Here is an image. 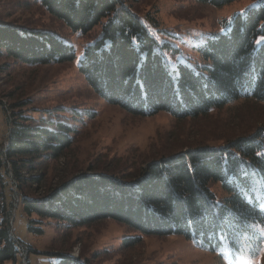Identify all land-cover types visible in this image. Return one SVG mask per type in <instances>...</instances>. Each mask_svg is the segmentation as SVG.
Here are the masks:
<instances>
[{
    "label": "trees",
    "instance_id": "16d2710c",
    "mask_svg": "<svg viewBox=\"0 0 264 264\" xmlns=\"http://www.w3.org/2000/svg\"><path fill=\"white\" fill-rule=\"evenodd\" d=\"M198 1L221 7L235 0ZM40 2L74 31L88 32L106 19L101 38L85 48L79 72L95 93L130 114L146 117L166 112L179 120L241 98L264 103V0L233 17L225 34L209 37L199 46L200 58L209 64L203 67L205 73L178 65L175 79L162 55L154 51V40L122 0ZM2 54L26 64H61L75 57L73 48L54 36L19 33L6 26H0ZM11 115L0 150V264H18L22 247L8 226V182L35 190L40 178L31 172L71 145L65 134L29 125L20 114ZM252 177H260L264 188L262 128L221 148H197L152 161L130 185L111 177L81 175L37 198L23 195L20 201L25 214L61 221L67 227L112 220L146 235L233 245L245 241L248 225H264ZM212 183H220L229 195L224 203L216 204L209 190ZM36 231L42 234L41 229ZM57 264L88 263L61 255Z\"/></svg>",
    "mask_w": 264,
    "mask_h": 264
},
{
    "label": "rangeland",
    "instance_id": "374dc122",
    "mask_svg": "<svg viewBox=\"0 0 264 264\" xmlns=\"http://www.w3.org/2000/svg\"><path fill=\"white\" fill-rule=\"evenodd\" d=\"M122 1L154 40V51L162 55L174 79L178 65L205 73L203 67L209 64L200 58L199 46L209 37L225 34L233 17L258 5V0H235L221 7L198 0ZM105 23L102 19L88 32L74 31L40 0H0V26L54 36L75 53L72 61L61 64H26L0 56V150L12 113L27 118L29 125L71 139L57 159L31 172L40 178L35 190L20 189L13 180L6 186L8 226L22 246L18 264H57L61 255L88 264H264V225L259 223L248 225L250 234L243 235L244 242L211 246L178 235L142 234L112 220L67 227L23 212L20 197L37 198L73 177L101 175L130 185L152 161L197 148H221L257 128L264 130V103L249 98L179 120L166 112L141 117L106 102L79 72L85 48L101 38ZM252 180L255 201L264 214L261 178ZM209 190L216 204L229 197L220 183L210 184Z\"/></svg>",
    "mask_w": 264,
    "mask_h": 264
}]
</instances>
